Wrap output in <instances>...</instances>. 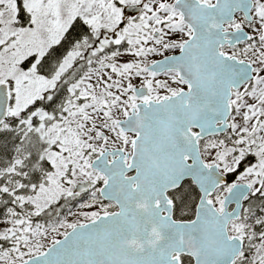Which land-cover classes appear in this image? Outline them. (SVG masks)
Returning a JSON list of instances; mask_svg holds the SVG:
<instances>
[{
    "label": "snow or ice",
    "instance_id": "6c2138e0",
    "mask_svg": "<svg viewBox=\"0 0 264 264\" xmlns=\"http://www.w3.org/2000/svg\"><path fill=\"white\" fill-rule=\"evenodd\" d=\"M0 264H264V0H0Z\"/></svg>",
    "mask_w": 264,
    "mask_h": 264
}]
</instances>
